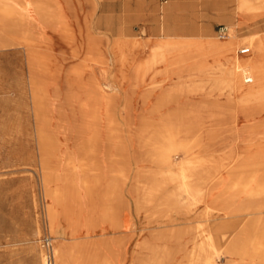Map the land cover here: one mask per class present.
<instances>
[{
    "label": "rangeland",
    "instance_id": "rangeland-1",
    "mask_svg": "<svg viewBox=\"0 0 264 264\" xmlns=\"http://www.w3.org/2000/svg\"><path fill=\"white\" fill-rule=\"evenodd\" d=\"M26 1L34 22L30 37L39 42L36 54L30 57L17 39L3 36L0 44V264H27L45 253L44 239H54L50 205L58 211L60 227L75 229L79 236L90 234L86 238L95 243L122 237L112 250L96 252L94 264H142L140 258L151 254L141 245L146 239L171 248L172 264H199L204 255L200 241L211 228L206 170L211 163L221 165L225 151L237 145L227 129L240 130L239 148L253 143L254 148L241 153L244 160L264 144L261 131L251 136L247 129L252 122L264 121V114L253 120L242 117L236 126L222 107L226 89L241 96L248 89L238 88L241 64L235 60L256 57L255 39H264V11H257L253 0H210V7L207 0L205 6L196 0L194 13L186 4L190 0H147L141 8L137 0H57L74 33L73 46L63 39L60 28L41 22L32 0ZM2 6L16 15L12 9L18 5L13 1ZM203 23L205 28L199 27ZM220 25L229 28L226 38L219 37ZM89 33L98 38L100 50L108 49L104 59L87 49ZM163 37H183L194 53L184 60L167 57L170 47H159ZM206 39H233L237 59L225 53L195 54L205 50ZM106 73L113 85L104 99L93 85ZM44 89L48 128L59 146L57 155L50 157L56 167L48 185L33 112L35 91ZM215 102L222 106H212ZM210 113L216 117L211 119ZM111 120H116L114 129L122 131L130 149L81 152L93 126L102 134L100 148L105 147ZM163 122L176 127L172 140L163 139L170 146L173 165L162 163L155 150L159 143L153 134ZM140 130L143 138L137 137ZM187 143L191 146L185 150ZM101 168H109L106 179ZM127 168L142 169L128 176ZM155 185L162 189L152 198L147 188ZM49 188H58L56 196L47 195ZM212 209L215 226L226 217L241 216L231 209ZM115 222L123 227H114ZM170 233L173 238L165 239ZM240 258H246L245 264L252 259L249 253ZM215 259L217 264H233L224 250L215 253Z\"/></svg>",
    "mask_w": 264,
    "mask_h": 264
},
{
    "label": "bare ground",
    "instance_id": "bare-ground-1",
    "mask_svg": "<svg viewBox=\"0 0 264 264\" xmlns=\"http://www.w3.org/2000/svg\"><path fill=\"white\" fill-rule=\"evenodd\" d=\"M9 1H13L18 5L14 7L15 9H12V11L16 12L15 16L9 14V7L2 6L4 2ZM32 3L41 18V22L60 28L63 39L74 46L76 43L74 33L66 14L64 11L60 10L57 0H32ZM253 6L257 8V11L263 12L264 0H253ZM27 8L28 3L26 0H0V24L3 28L1 30L2 32H0V44L1 41L4 42L3 36L8 37L10 41L17 39L19 43H22L26 47L29 56L32 57L38 50L37 46L39 42L30 37L31 26L34 22L28 14ZM18 27L21 29H18ZM188 27L189 26H187V29ZM183 28H185V26ZM5 31H7V34H5ZM203 31L205 32V30ZM203 35H205V33ZM163 38L164 41L160 43L161 45L159 47H163L164 44L170 47L168 48L167 57L171 59H188L189 55L194 53V51H191V47L186 45V41H184L183 37ZM197 38L201 39L202 36ZM87 40V49L92 53H97L99 58L104 59L106 53H108V49H106V51L100 50L98 38L90 33L87 36ZM133 42L137 44L138 41L134 40ZM255 43L256 57L241 61L235 60L236 63L241 64L238 88L241 90L247 87L248 89L242 96L238 95L235 90L226 89L223 106L220 105L219 102H215L212 105L222 106L224 113L227 114L226 116H232V118L236 120V126H238L239 120L242 117L253 120L257 116L264 114V39L261 36L256 37ZM201 44L204 45V43ZM159 50L160 48L156 49V51ZM245 50H248V48ZM204 52H211L217 55L222 53L232 54L233 57L237 59L235 56L233 39H229L225 42H221L217 39H206L205 50L198 49L195 54H203ZM72 53L75 55L79 53L77 47H74ZM99 62L101 61H98V64H100ZM198 65L199 67L204 66L203 63H199ZM135 68L139 69L141 67L139 64H136ZM111 85H113V82H111L108 73H106L93 85V87L100 93L101 98L105 99L109 97L108 93L110 92ZM181 90L184 91L183 88H181ZM42 91H35L33 96V112L36 118V133L41 156V168L44 171L45 185H48L53 176L52 168L56 167V161H52L50 157H55V155H57L59 146L57 138L48 128L49 117L46 109L47 93L45 89ZM184 112V110H181L180 114H184ZM209 117L213 119L216 117V114L210 113ZM115 124L116 120L108 122L109 132L108 135L103 138V141L105 139L104 148H100L99 145L102 138L99 128L96 126L91 128L90 126L92 134L82 141L81 152L95 153L103 150L109 153L113 149L117 151L130 149V146L124 143L122 131L114 129ZM174 128L176 127L170 125V122H163L160 128H157L153 134L159 143L155 146V150L159 152L160 161L168 165H173L174 160L170 155V146H165L163 139L166 141L172 140V138H174ZM247 129L251 136L261 131L264 137V121L258 124L252 122ZM227 130L230 131V136H228V138L233 137L234 143L237 142V145L234 147L229 145L230 148L224 153L225 161L221 165L215 166L211 163L206 170L209 185L208 197L211 200V203L208 205L209 210L207 211V216L209 217V226L211 228L207 229L205 241H200L204 255L202 260L199 261V264H217L215 253H220L223 250L230 255L233 264L237 262L245 264L247 261L246 258L241 259L240 257L248 253L252 259L247 264H264V144L260 145L257 150L248 157V160H244V158H241V153H246L251 147L254 148L253 143L249 142L244 147L242 146L239 148L240 141H238V137H240L241 134L240 130L235 126L229 127ZM142 132L144 131L140 130V135L137 136L138 138H143L141 136ZM193 142H197V139H194ZM143 145L144 144H142V146ZM190 146L191 143H187V145H183V149L188 150ZM247 164L250 165V168H247ZM191 172L193 175H196L194 169L191 170ZM256 181V186L251 190ZM251 182V189L249 190V184ZM218 186L220 187L219 195L214 197V192ZM161 189V185L147 188L148 191H151L150 194L152 198ZM57 191L58 188H49L46 193L48 196L53 197L56 196ZM212 207H218L220 210L231 209L232 212H239L241 216L235 220H229L224 216L226 217L225 220L215 226L213 225L215 218ZM161 210H164V208L161 207ZM48 211L51 231L54 233V239L52 240H54L55 243L52 242V244L56 264H94L95 258L97 257L96 252L105 248L112 250L114 244H121L123 241L122 237H115L103 239L101 243H95L86 238L90 234L79 236L77 235L78 231L75 229L72 230L68 227H60L58 211L53 205L49 206ZM107 211V213H109V210ZM225 212L227 213V211ZM121 226L123 227V224L119 222H115L114 224V227ZM168 236H170V238L165 235V239L171 240L173 238V234L171 233L168 234ZM141 245L151 252L149 257L140 258L142 264H172L175 262L173 250L171 248L165 249L161 246L162 244H157L150 239L144 240ZM237 257H239V261L235 259ZM140 259L136 257L135 260L137 262ZM44 261L45 253L42 252L40 257H31L27 264H44Z\"/></svg>",
    "mask_w": 264,
    "mask_h": 264
},
{
    "label": "built area",
    "instance_id": "built-area-1",
    "mask_svg": "<svg viewBox=\"0 0 264 264\" xmlns=\"http://www.w3.org/2000/svg\"><path fill=\"white\" fill-rule=\"evenodd\" d=\"M217 32L219 33L220 38H226L229 35V28L226 25H220ZM246 51L247 50H242L241 53H246ZM44 247H45L44 264H56V259L53 252L52 239L50 237H46L44 239Z\"/></svg>",
    "mask_w": 264,
    "mask_h": 264
},
{
    "label": "crops",
    "instance_id": "crops-1",
    "mask_svg": "<svg viewBox=\"0 0 264 264\" xmlns=\"http://www.w3.org/2000/svg\"><path fill=\"white\" fill-rule=\"evenodd\" d=\"M146 2H147V0H137L136 6H138V8H141V7L145 6ZM207 2H208V7H210L213 4V3L211 4V2H215V0H212L211 2H210V0H207ZM127 4L129 5V3H127ZM186 4L192 7L191 10L194 13V10H193L194 9V6H196L199 3H198V1L196 2V0H190ZM202 5L205 6V0H202ZM211 9L213 10V8H211ZM207 11H210V10L207 9ZM196 12L197 13H200L201 12V14H202L201 16H205V8H203L202 10H200V12L199 11H196ZM199 27H204L205 28V23H203V26H199ZM93 169H94V173H95L96 172V169L95 168H93ZM134 169H137L138 170L137 172L139 174V172H140L139 170H141L142 168H127L128 176H129V173L132 172ZM101 172H102L103 178L106 179L108 177V175H109V168H101ZM136 179H137V177H136Z\"/></svg>",
    "mask_w": 264,
    "mask_h": 264
}]
</instances>
